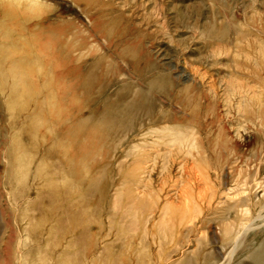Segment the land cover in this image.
<instances>
[{"label":"rangeland","instance_id":"rangeland-1","mask_svg":"<svg viewBox=\"0 0 264 264\" xmlns=\"http://www.w3.org/2000/svg\"><path fill=\"white\" fill-rule=\"evenodd\" d=\"M95 3L0 0V264H55L66 248H72V255L63 256L62 264H164L174 247L188 241V248L201 242L220 263L237 264L235 258H225L220 229L228 225L241 232L250 219L223 221L221 209L248 192L242 191L247 189L242 176L255 164L238 157L264 150V130L255 132L257 121L250 118L258 99H264L257 94L264 78V0H116L120 7L115 12L98 16L92 14ZM132 7L129 30L119 37L125 32L120 16ZM51 17L64 33L49 43L36 34L37 24L45 26ZM33 41L42 59L24 62L19 55ZM73 45L82 48L74 52ZM69 53L79 58L68 57L67 63L63 58ZM210 60L214 65L205 67ZM82 61L97 78L92 98L88 91L71 90L78 78L70 68ZM194 72L197 80L190 81ZM160 73L166 80L158 87L152 78ZM200 75L214 84L211 91L209 84H200ZM190 82L202 90L199 108L186 109L180 98L175 101ZM15 86L16 94L11 93ZM140 93L149 94L148 109L174 108L175 120L187 118L194 126L176 140H171L175 127L145 134H137L135 127L126 137L117 135L114 144L106 126L97 149L72 146L76 153H89L78 161L73 182L66 176L56 186L58 174H46L55 159L36 170L40 154L50 149L47 137L51 131L62 133L65 118L81 102L95 97L104 102L106 97L119 103L129 97L128 116L137 121ZM191 113L196 121L190 120ZM196 125L207 138H215L213 132L221 126V139L228 144L222 142L221 151L209 154V142L201 140ZM190 130L192 137L186 135ZM193 137L190 144L187 139ZM27 148L37 157L24 176ZM229 168L241 170V177L221 187L220 175ZM95 177L97 185L91 186ZM13 186L20 192L28 187V193L16 199ZM66 194L72 196L70 203L62 198ZM219 196L226 202L217 204ZM68 208L74 214L64 216ZM3 238L8 245L18 243V251L7 249ZM50 241L60 242L59 247Z\"/></svg>","mask_w":264,"mask_h":264},{"label":"bare ground","instance_id":"bare-ground-1","mask_svg":"<svg viewBox=\"0 0 264 264\" xmlns=\"http://www.w3.org/2000/svg\"><path fill=\"white\" fill-rule=\"evenodd\" d=\"M135 1V0H134ZM123 5V4H121ZM120 6L117 5L116 0H96V3L93 7L92 14L95 16L101 15V14H112L116 11V8H119ZM130 13H125L121 17V26L122 30L125 32L121 33L119 37H122V35L129 30V25L131 24V17L133 16L132 13H134L133 7L129 10ZM46 20V19H45ZM58 21L56 19H53L52 17L46 20V25L41 27V23L37 24L38 30H37V38L47 39L50 43V41L59 40L61 35L64 33L63 31H60L58 28ZM215 24L212 26V28H215ZM219 36V35H216ZM222 37V36H220ZM223 39V38H222ZM85 42H83L84 44ZM114 43V42H111ZM32 44V45H31ZM115 44V43H114ZM160 45V44H159ZM37 44L35 41L33 43H30V48H27V51L25 54L20 53L19 55L20 59L24 62H38L40 59L39 53L36 52ZM81 45L79 46H72L73 51H79ZM47 48V47H46ZM160 53V52H159ZM68 57H70L72 60L76 61L79 56L72 57L71 53L65 56L63 60L67 63ZM208 61V60H207ZM215 61L210 60L209 62H205V67H212L214 65ZM170 63V62H169ZM204 63V62H203ZM90 66L87 65L86 61H82L80 63H74L72 64V67L70 68L73 71V75L75 76L76 80L78 78V82L71 88L72 91L79 92H89V95L91 96L90 91H92V85L97 81V78H95L93 70L89 68ZM155 67V66H154ZM89 68V69H88ZM156 70L155 72H157ZM29 73V72H28ZM197 72H194L192 77H189L190 81H196V75ZM236 74H242V72L237 71ZM240 75V76H241ZM2 76V75H1ZM201 79H203V75H200ZM166 76L160 73L157 74L155 77L152 78L154 80V83L158 84V87L165 82ZM99 80V79H98ZM188 80V79H187ZM98 83V82H97ZM203 83L209 84L210 91L214 88V84L212 82H200V84L203 86ZM155 84V85H156ZM194 82H190V84H187L183 86L179 92H177L179 95L178 97H174L177 101V99L180 98L181 106L184 108L190 109L191 106H195V108H199V101L202 96L201 92L202 90L196 88L193 86ZM260 88L262 91L259 93V97L264 95V78H262V81L259 82ZM184 91V92H183ZM18 92L17 87H13L11 90V93L16 94ZM247 92V91H246ZM176 93V94H177ZM183 93V94H182ZM248 94V93H246ZM250 94V93H249ZM256 94V93H255ZM254 94V95H255ZM181 95V97H180ZM94 97V96H93ZM244 97L247 98V96L244 95ZM92 98V96L90 97ZM100 99H97L96 97L94 99H87L84 102H81L79 105H77L73 113L65 118L63 123V129L62 133L60 134V129L56 131H51V135L47 137V140H50L49 142V148L46 149L45 152H42V156L40 154V160L35 165L36 170L38 167L43 163L44 167L46 164V167L49 162H52L51 160L55 159V162L53 161V166L47 169L46 174H58L59 182L55 183L56 186L59 184H62V180L64 181L66 179V176L68 178V182H73L78 178V161L87 158L88 154H80L76 153L74 151V148L72 149V146L78 147L83 146L90 150H95L98 148L99 142L101 139V133L105 129L106 126H109V130L111 132L109 135L110 141L112 144L116 143L120 138H117V135L123 134L121 138L126 137L128 132L131 130L133 131L135 127H139L137 134H145V131L149 129L157 128L160 131H164L169 129L170 127H175V137L171 138V140H176L178 136L182 138L185 134V130L190 129V126L193 124L187 120V118L175 120L174 119V113L173 109H169V107L158 106L156 111L153 109H148V104L150 103L149 94L140 93L136 98L135 102L138 104V110H140L139 116L137 121L133 120L132 117H129L128 114L130 113L128 109V106L130 105V98H123L119 103L112 102L111 100H108V98L104 97V102H99ZM168 100H174L173 97L168 96ZM123 103L120 105V103ZM149 102V103H148ZM136 103H134L136 105ZM168 103V101H166ZM183 104V105H182ZM102 105L105 106V108L102 107ZM158 105V104H157ZM212 107V106H211ZM0 111H3V105L0 104ZM152 108V107H151ZM210 109V108H209ZM257 111L253 112L251 114V120L254 123L255 132L261 131V129L264 130V99L259 98L257 103ZM94 111V113L92 112ZM197 109L195 110V112ZM93 113V114H90ZM189 117V116H188ZM191 121H196V114L191 113ZM258 123L260 124L258 126ZM170 125V126H166ZM164 125V126H163ZM174 125V126H173ZM176 125V126H175ZM181 126H185V129L180 128ZM194 126V125H193ZM67 128V129H66ZM197 129L201 131L203 134L201 136V140L209 142V147L207 146V150L214 154L216 152L217 148L224 144H228V139H221L222 133H224L223 128L220 126L218 127V130H214L213 136L215 138L204 137L205 129L202 131L201 125H196ZM201 128V129H200ZM238 129V127L236 128ZM137 131V130H136ZM237 133V132H236ZM206 134V133H205ZM186 135H193L192 130L188 131V134ZM212 135V133L210 134ZM260 135V134H259ZM192 137V136H191ZM218 138V139H217ZM221 139V140H220ZM188 142L192 144L193 140L195 138H188ZM223 140V141H222ZM182 141V140H181ZM215 146V147H214ZM60 149V150H59ZM211 149V150H210ZM212 149H215L212 151ZM218 150L217 153H220ZM221 151V150H220ZM253 155H246L244 157H238L244 158V163H248L249 161L254 163L255 165L253 168H249L245 170V175L242 176L245 179V182L247 184V189L242 190L248 191L242 196H239L238 199L234 200L233 202L227 204L226 208L220 209L222 210L221 218L223 221H232V223H238L241 224L245 219H250V222L246 225V227L240 232L232 230L226 225L225 227L220 229V236H221V246L226 249V259L228 260H234L236 259L237 264H264V150L261 151H252ZM216 153V156L218 157V161L220 160L218 156L219 154ZM233 155V153H232ZM34 157L36 156V151L34 154V151L30 148H27L26 150V158L24 159L23 167H24V176L27 173V167L32 164L33 160H35ZM148 157H151V155ZM225 157V156H224ZM231 156L229 153L226 154L225 158H230ZM36 161V160H35ZM142 161V160H141ZM145 161V160H144ZM221 161V160H220ZM140 162V161H139ZM243 162V161H242ZM58 163V165H57ZM248 165V164H247ZM105 165H101L103 167ZM87 167V166H86ZM84 170H88L86 168ZM99 168V167H96ZM45 169V168H44ZM141 169V166H140ZM144 169V168H143ZM230 171L227 173L224 171L222 175H220L221 187L227 181L232 183L233 181H237L241 177V170L238 171V173H234L233 169L229 168ZM232 170V171H231ZM49 171V172H48ZM98 172V170H95ZM236 172V171H235ZM195 173V172H194ZM63 174V175H62ZM37 174L36 176H38ZM60 175V176H59ZM62 175V177H61ZM65 175V176H64ZM40 176V175H39ZM97 177L93 178L92 183H90L91 186L97 185V182L95 181ZM51 179V178H50ZM53 179V178H52ZM51 179V180H52ZM62 179V180H61ZM230 179V180H228ZM66 181V180H65ZM47 183V182H46ZM16 186H13V190L18 191L15 189ZM60 188V186H59ZM28 187L23 189V191H18V193L15 194L14 198L16 199L22 197L23 195L28 193ZM232 189V187L228 188V190ZM262 189V190H260ZM71 188L69 189L70 192ZM223 190V189H222ZM227 190V189H226ZM262 191L261 197L259 196L260 191ZM61 191V189H60ZM72 191V190H71ZM223 192V191H222ZM221 192V193H222ZM55 193H57L55 191ZM191 193V192H190ZM220 193V194H221ZM64 196L65 198L67 197ZM72 195V194H70ZM64 202H71L70 198H64ZM76 199V198H75ZM75 199H73L75 201ZM218 203H225V199L223 197L219 196ZM2 202V201H1ZM241 209H240V208ZM217 208V206L215 207ZM218 209V208H217ZM240 209V210H239ZM8 209H5L7 214L9 211ZM58 210V209H57ZM57 213V212H56ZM62 213V212H61ZM64 216H71L74 214L73 209L70 208L66 209L64 211ZM246 216V217H244ZM216 220V219H215ZM246 220V221H247ZM221 221V220H220ZM228 223V222H227ZM226 223V224H227ZM231 225V224H229ZM234 225V224H233ZM223 226V225H222ZM194 225H192L190 228H186L184 231V238H188V235L191 233V230L193 229ZM3 244L5 247L11 251L15 252L18 251V243H15V241H11L6 244L5 239H2ZM190 241L187 243L184 242V245L181 244L179 246H176L173 248V250L167 255L166 260L164 264H223L220 263L216 258V255L211 252V249L205 248L201 245V242H199V245L191 246V248H188V245H190ZM49 244L54 247H59L60 242H53L50 241ZM72 248H66L63 249L55 261V264H62L61 259L63 256L68 254L69 256L72 255L70 253ZM180 255V258H176L174 260L170 259L172 256ZM25 264V261L23 262Z\"/></svg>","mask_w":264,"mask_h":264}]
</instances>
